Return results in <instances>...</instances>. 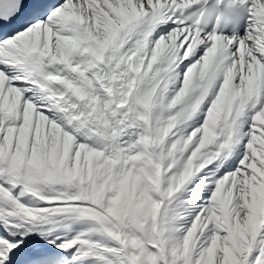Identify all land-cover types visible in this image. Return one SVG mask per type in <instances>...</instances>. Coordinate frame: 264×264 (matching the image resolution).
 I'll return each instance as SVG.
<instances>
[{
    "label": "snow or ice",
    "instance_id": "6c2138e0",
    "mask_svg": "<svg viewBox=\"0 0 264 264\" xmlns=\"http://www.w3.org/2000/svg\"><path fill=\"white\" fill-rule=\"evenodd\" d=\"M0 264H264V0H0Z\"/></svg>",
    "mask_w": 264,
    "mask_h": 264
},
{
    "label": "bare ground",
    "instance_id": "6f19581e",
    "mask_svg": "<svg viewBox=\"0 0 264 264\" xmlns=\"http://www.w3.org/2000/svg\"><path fill=\"white\" fill-rule=\"evenodd\" d=\"M246 126L247 125H245V128H246ZM243 152V143H241V145L235 150V153L231 156V162L230 163H227V165L229 166V167H234V165L237 163L236 161H237V158H238V160H239V158H240V153H242ZM230 160V159H229ZM229 160H228V162H229ZM236 160V161H235ZM227 170H228V168H227Z\"/></svg>",
    "mask_w": 264,
    "mask_h": 264
},
{
    "label": "rangeland",
    "instance_id": "374dc122",
    "mask_svg": "<svg viewBox=\"0 0 264 264\" xmlns=\"http://www.w3.org/2000/svg\"><path fill=\"white\" fill-rule=\"evenodd\" d=\"M201 119H202V117H201ZM246 127H247V126H246ZM229 159H230V160H229V162H227V163H230V162L233 160V159L231 160V157H230ZM235 161H236V160H235ZM236 162H238V158H237V161H236ZM234 166H235V165H234ZM228 167H229V166H228ZM226 170H227V167L224 168V169H222V170H221V174H222L223 171H226ZM206 194H207V193H205V195H206ZM190 218H191V217H189V219H190ZM73 234H74V233H73Z\"/></svg>",
    "mask_w": 264,
    "mask_h": 264
}]
</instances>
